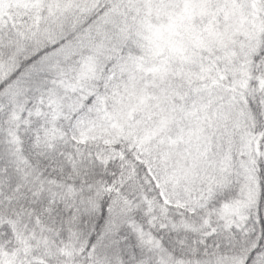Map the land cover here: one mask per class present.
Returning a JSON list of instances; mask_svg holds the SVG:
<instances>
[{"label":"snow or ice","instance_id":"6c2138e0","mask_svg":"<svg viewBox=\"0 0 264 264\" xmlns=\"http://www.w3.org/2000/svg\"><path fill=\"white\" fill-rule=\"evenodd\" d=\"M0 264H264V0H0Z\"/></svg>","mask_w":264,"mask_h":264}]
</instances>
